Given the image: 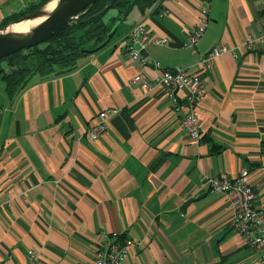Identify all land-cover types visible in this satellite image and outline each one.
Masks as SVG:
<instances>
[{"label": "crops", "instance_id": "1", "mask_svg": "<svg viewBox=\"0 0 264 264\" xmlns=\"http://www.w3.org/2000/svg\"><path fill=\"white\" fill-rule=\"evenodd\" d=\"M46 0H0V26ZM201 0L134 6L116 40L78 60L72 73L38 81L13 95L0 75V264H94L101 233L133 239L124 264H260L233 228L229 200L208 184L244 170L264 212V0H212L196 52L185 47ZM165 13L163 16L162 13ZM153 37L149 66L126 55L136 24ZM228 52L208 72L195 112L201 137L183 127L188 91L172 99L133 81L154 66L197 73L200 56ZM117 110L92 140L97 116Z\"/></svg>", "mask_w": 264, "mask_h": 264}, {"label": "built area", "instance_id": "2", "mask_svg": "<svg viewBox=\"0 0 264 264\" xmlns=\"http://www.w3.org/2000/svg\"><path fill=\"white\" fill-rule=\"evenodd\" d=\"M212 0H201L200 16L196 27L191 32L185 47L196 52V45L206 32L209 22ZM163 12L161 15L163 16ZM264 42V31L258 38L248 41V50L256 48L257 43ZM150 43L169 45V38L153 37L144 23L136 24L126 35L124 46L128 57L141 63L143 67L149 66V59L144 56V50ZM228 52H233L226 46L215 47L208 53L200 56L198 72L190 74L186 70L165 69L160 62H154V66L161 70V74L151 78L147 73L141 72L134 78V83L139 85L146 93H154L164 90L170 98L175 99L178 91H188V104L191 112L186 115L182 124L192 139L199 140L202 129L198 115L195 112L200 101L205 99L207 87L206 80L201 75L211 70L214 61ZM118 113L115 109L102 111L97 116L93 128L89 132L92 140H98L106 134L109 128L110 118ZM208 184L216 193L227 197L233 211V228L242 235L247 243L257 251L259 263L264 264V212L257 206L258 195L249 180V172L244 170L235 178L215 177L208 180ZM105 240L97 247L94 264H124L129 257L135 241L123 237L121 233L108 234L102 232ZM30 264H35V253L30 252Z\"/></svg>", "mask_w": 264, "mask_h": 264}, {"label": "trees", "instance_id": "3", "mask_svg": "<svg viewBox=\"0 0 264 264\" xmlns=\"http://www.w3.org/2000/svg\"><path fill=\"white\" fill-rule=\"evenodd\" d=\"M49 1L46 0L42 5L32 7L6 20L3 25H7L37 10ZM160 1L115 0L107 13L93 17L104 9L109 2V0L97 1L87 12H82L73 26L50 41L20 51L0 61V75H3L8 91L13 95H18V93L20 94L24 89L29 87L36 78L38 81H43L74 72L79 67L78 60L87 56L82 54L81 51L83 49H93L101 45L107 39L108 33L117 21L121 17L126 19L134 6L145 10ZM115 40L116 38L111 44ZM21 87L22 89L19 91Z\"/></svg>", "mask_w": 264, "mask_h": 264}, {"label": "water", "instance_id": "4", "mask_svg": "<svg viewBox=\"0 0 264 264\" xmlns=\"http://www.w3.org/2000/svg\"><path fill=\"white\" fill-rule=\"evenodd\" d=\"M54 1H56V6L52 10H48L49 5ZM97 1L100 0H50L37 10L7 25L0 26V61L20 51L50 41L52 38L73 26L82 12H87ZM114 1L115 0H109L106 7L93 17L107 13ZM39 18L44 19L29 32L20 33L12 29L13 26L17 24L27 23ZM124 19V17H121L120 20L117 21L112 30L108 33L107 39L101 45L93 49H83L81 53L87 56L94 55L108 47L116 38V34Z\"/></svg>", "mask_w": 264, "mask_h": 264}, {"label": "bare ground", "instance_id": "5", "mask_svg": "<svg viewBox=\"0 0 264 264\" xmlns=\"http://www.w3.org/2000/svg\"><path fill=\"white\" fill-rule=\"evenodd\" d=\"M56 6V1L52 2L49 5V9L48 10H52L54 7ZM44 18H39L37 20L34 21H30L27 23H22V24H17L15 26H13V30L16 32H20V33H25V32H29L31 29H33L36 25H38L39 23H41L43 21Z\"/></svg>", "mask_w": 264, "mask_h": 264}, {"label": "rangeland", "instance_id": "6", "mask_svg": "<svg viewBox=\"0 0 264 264\" xmlns=\"http://www.w3.org/2000/svg\"><path fill=\"white\" fill-rule=\"evenodd\" d=\"M57 69V68H56Z\"/></svg>", "mask_w": 264, "mask_h": 264}]
</instances>
